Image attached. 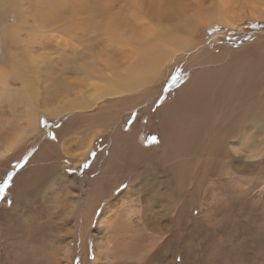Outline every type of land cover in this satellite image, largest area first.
Wrapping results in <instances>:
<instances>
[{"label":"rangeland","instance_id":"rangeland-1","mask_svg":"<svg viewBox=\"0 0 264 264\" xmlns=\"http://www.w3.org/2000/svg\"><path fill=\"white\" fill-rule=\"evenodd\" d=\"M238 1L215 0L216 15H227L226 6ZM98 4L92 12L101 15L95 22L87 20L88 34L80 46L40 48L20 33L17 43L0 49L5 60L0 67L20 72L22 77L14 76L25 85L38 112L30 120L39 117L41 126L31 141L35 133L25 130L29 105H17L20 118L12 121L3 137L17 147L24 145V151L13 157L10 150L0 157V264H264V67L257 83L245 68L239 70L245 74L243 108H237L239 101L231 106L224 96L239 78V72L230 75L234 72L226 70L222 96L196 140L195 105L193 112L184 111L179 117L173 136L162 121L163 107L194 76L195 70L185 69L192 60L178 52L170 61L155 62L159 72L153 83L160 81V86L155 96L146 97L142 92L150 70L135 76L132 67H118L114 51L103 55L102 42H94L98 38L91 27L99 25L96 34L102 41L106 30H112L109 37L123 35L132 44H145L156 34L173 32L161 26L176 29L195 19L209 1L99 0ZM244 4L259 17H239L236 12L231 15L236 24L214 23L203 38L211 53L221 47L233 56L242 45L264 38V0ZM152 10L156 14L148 13ZM170 36L163 40L164 53L175 44ZM183 37L187 35L179 30L177 38ZM263 57L264 45L254 58ZM179 60L184 68L172 66ZM114 77L123 79L122 85ZM52 109L63 113L51 115ZM125 137L131 138L134 150L125 149ZM68 138L74 142L67 143ZM79 143L90 144L84 156ZM54 163L39 196L26 197L22 186L33 180V173L36 177L40 166ZM171 192L176 194V212L166 204ZM108 239L110 244L102 246L95 259L96 242Z\"/></svg>","mask_w":264,"mask_h":264},{"label":"bare ground","instance_id":"bare-ground-1","mask_svg":"<svg viewBox=\"0 0 264 264\" xmlns=\"http://www.w3.org/2000/svg\"><path fill=\"white\" fill-rule=\"evenodd\" d=\"M208 1L209 4L205 5L202 8V10H200V12L198 13L195 19L193 18V20L189 22L185 21L182 27H177L176 29L161 26L160 29H170L173 32L169 33V35H162L160 33L156 34L152 41L145 44H132L134 41H130L128 38L126 39L123 35H118L117 37H109V34L112 32V30H106L107 37L103 38L104 41H102L100 39V36L96 34L100 29L99 25H97L98 28H96L94 24L93 27H91L92 28L91 31L94 32L95 36L98 38V39H94V42H102L103 55L108 54L110 50L114 51L115 53L114 61L117 63L118 67L121 66L132 67V73L135 76L142 75L144 71L150 70L148 76L150 75L151 78L148 80L147 83H145V88L142 92V95L146 97H148L149 95L155 96V94L157 93V88L158 86H160V81H158L156 85L153 83V79L156 77V75L159 72V68H157L155 62L160 61L163 63L166 62V60L170 61L172 56L177 54L178 52L182 53L181 56H183L185 60H192V61H188L190 62V65H188L187 68L185 69L190 68V70H195L194 76L192 78H188L183 83V85H181L177 89L176 91L177 96L175 97L174 101L168 103L166 106L163 107L164 113L162 114L161 118L167 129L171 131V135L174 136L175 133H177V127L180 124L179 117L183 115L184 111L187 112V110H189L190 111L189 113L193 112L195 105V140L197 138L199 130L202 128V124L204 120H207L209 114L212 111H214L213 108L215 107L214 105H216V101L222 96L220 92L221 91L220 88L223 81L225 80L224 72H226V70L229 71L231 70L232 72H234V73H230L228 71L230 75L239 72L237 73L239 74V78L236 81H233L232 85H230V89L227 90V94L224 92V96L226 95L231 100V106H233L234 103H236L235 101L240 102L239 106L237 104L238 106L237 108L239 107L243 108L244 103L242 102L243 99L241 98V96H242V92L245 90L241 88L244 87L245 74L242 72L240 73L239 70L243 71V69L245 68L250 73V77L252 76L253 83L254 82L257 83L259 79L260 80L263 79L260 78L261 74H259V72L261 71L262 67H264V59H260L262 58L260 56L259 58L260 60L257 61V59H255L254 57L257 51L261 47L263 48L264 38H260V36H258L257 41H254L251 44L246 43L242 45L233 56L226 55L223 52V49H221V47L220 48L216 47L217 52L211 53L210 52L211 50L209 51V49L205 47L203 43V38L205 37V31L209 29L214 23L222 22L225 24L227 23L236 24L238 20H236V18L231 16L233 13L235 14L236 12H239V17H250L255 19L258 18L259 16L255 14L254 9H246L248 5L244 4V0L226 6L227 7L226 11H229L227 15L217 16L216 15L217 13L215 12L217 8L215 0H212V2L210 0ZM227 1L230 3L233 2V0H227ZM98 2L99 0H3L0 3V49L5 50V47L7 49L9 45L17 43L19 41L20 33H24L26 42L28 40L30 42V45H36L40 48L48 47L51 44L52 45L63 44L65 46H69V45L80 46L82 45V43L85 42L86 36L88 34L87 27L89 26L87 25V20L88 21L94 20L95 22V19H98L99 16L101 15L97 12L98 15L95 16V14L92 12V8L94 9L99 6ZM20 3L22 7L21 5H19ZM25 3H28V7L23 8V5ZM138 3L139 0H134V4H138ZM18 8H23L21 14L17 13ZM148 13L156 14V10L149 11ZM169 20H173V18L170 17ZM179 30H181V32L186 34L187 37L186 38L183 37V39L177 38V34L179 33ZM170 35L174 36L175 44L171 51L164 53L161 51V47L164 43L163 40L170 39L171 38ZM258 47L260 48L257 49ZM218 61L221 64L219 63L218 65H215L214 63ZM180 62L181 60H179L172 66L174 68L175 67L178 68V66H182L184 68L183 63ZM3 65H5V60L0 57V66ZM14 75L22 77V75L18 71L12 73L9 72L7 68L0 67V157L5 155L10 150L13 152V157H15L14 156L15 152L22 151L23 153L24 151L23 148L24 145L17 147L11 142L9 143L3 141L5 131L10 129L12 121L17 123L18 119L20 118V115H16L15 113L17 105H23V104L29 105V112H27L25 118V122H26L25 130H31V132L35 133L34 136L31 138V141L35 140L34 138L41 133L39 117L34 119V121L30 120V115H33L35 113L38 115V112L34 111L33 104L29 100L30 97L28 95V90L26 89L25 85L22 82H20ZM147 77L144 80H147L149 78ZM113 81L122 85L123 79L119 77H114ZM15 88L16 91L14 94L12 90ZM253 97H254L253 101H257V98H255L256 93L253 94ZM220 104L222 103H219V106H221ZM188 106H190L191 108L187 109ZM222 108H224V106ZM49 113L51 115H60L61 113H63V111H60L59 109H52L49 111ZM233 114L234 112L232 110V113L230 114L231 117L233 116ZM229 119L230 118L227 119V125ZM67 123H68L67 121L64 122L63 124H61V127H63ZM227 129L229 130L230 126H228ZM128 133H130V131ZM119 134L120 133H118L117 136H119ZM131 135L132 133L129 134V136ZM122 136L123 135H121V137ZM126 139H127L126 137L122 139L127 146L125 147V149L128 148L131 151L134 150L133 147L130 146L131 138L128 137V141ZM197 140L200 141V139ZM68 142H74V140L68 138L67 143ZM48 144L51 145L53 148H55V145L53 143H48ZM113 144L114 143H112V149L114 148ZM220 146L223 145L221 144ZM89 147L90 144L87 145V147H83V145L79 143V149L80 151H82L83 156L88 151ZM43 151L44 150H41V155ZM59 151H64V149L59 148ZM114 152H115L114 150H111V154ZM125 152H127V150H125L124 153ZM141 154L142 153H140V155ZM50 156L51 154L47 156V159H49ZM128 156L129 155H125L124 159L127 160V158H129ZM131 158L135 159V157L133 156H131ZM54 167H55V163L50 167L40 166L37 169V172H39V174L36 172L35 178H34V173L32 174L34 181L33 180L30 181V183L27 182L25 185L22 186L23 193L26 195V197H29L30 194H35L36 196H39L41 191L40 185L45 183L47 177L53 174ZM19 173L23 174L22 171H20ZM66 177L67 176L64 175V178ZM133 177L136 178L137 176L134 175ZM169 194H170V199L168 200L169 203L166 204L176 212V207H175L176 194L174 195L173 192ZM99 223H100L99 226L103 225L102 221H99ZM146 226L147 223L144 226L145 229ZM157 228L159 227H156L155 229L157 230ZM176 228H178L177 225L175 226V230ZM108 231L109 229L106 232L108 233ZM158 231L160 232L159 229ZM109 244H110V239H108L105 242H100V241L96 242L97 249H95L94 252L95 259L97 256L100 257L101 247Z\"/></svg>","mask_w":264,"mask_h":264}]
</instances>
